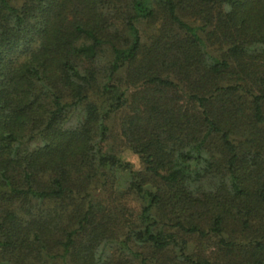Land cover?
Masks as SVG:
<instances>
[{"label": "trees", "instance_id": "trees-1", "mask_svg": "<svg viewBox=\"0 0 264 264\" xmlns=\"http://www.w3.org/2000/svg\"><path fill=\"white\" fill-rule=\"evenodd\" d=\"M136 258L264 264V0H0V264Z\"/></svg>", "mask_w": 264, "mask_h": 264}, {"label": "rangeland", "instance_id": "rangeland-1", "mask_svg": "<svg viewBox=\"0 0 264 264\" xmlns=\"http://www.w3.org/2000/svg\"><path fill=\"white\" fill-rule=\"evenodd\" d=\"M141 27L143 28L144 31V36L147 38H149V35L151 34V31L153 29V25L151 23H144L141 25ZM121 113H115L112 118L109 121V127H110V131H109V135L106 141V146L107 149L112 151L113 153H115L116 155L122 157V159H124L125 161H129L131 162L135 167L140 168L141 166L138 164V159L137 156L127 147H125V145L122 142L121 136H120V118H121ZM102 195L105 196V198L109 197V200L113 197V199L115 198L114 204L120 206V213H119V221L118 224H113V228L115 231V240L117 242L121 241L123 239V233H125L127 231V225L128 223H130L131 221H129L128 219H131L130 217H128L127 215H125L124 217H122V213L125 214H133L135 215L140 208V204L141 201H139L138 199H135L133 197H122V199H119L112 193H109V191H104L102 193ZM115 196V197H114ZM112 201V200H110ZM122 204V205H121ZM122 206H125L124 211H122ZM123 219H127L128 221L123 222ZM133 221V219H132ZM190 240V242L192 243V251L194 253H201V255L204 256H208L211 257L212 256V251H213V247L211 245V243L209 244V242H203V246L202 244L200 245L198 243V241L194 238H188ZM128 247L138 253H142L144 255H148V247L146 245L142 246L139 244H134V242H129L128 243ZM116 248H118L117 246L115 247L114 250L118 251ZM126 249V248H124ZM122 256L127 257L128 259H130V253H128V251H123L122 252ZM126 254V255H125ZM214 255V253H213ZM214 261V258H213ZM133 263L138 264V259H134ZM218 264V263H217Z\"/></svg>", "mask_w": 264, "mask_h": 264}]
</instances>
